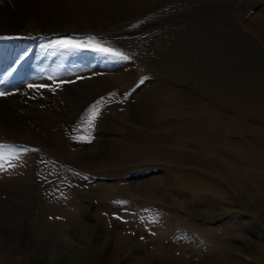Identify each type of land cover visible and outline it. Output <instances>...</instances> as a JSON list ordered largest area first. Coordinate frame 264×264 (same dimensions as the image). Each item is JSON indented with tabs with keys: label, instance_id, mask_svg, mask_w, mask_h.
<instances>
[{
	"label": "rangeland",
	"instance_id": "374dc122",
	"mask_svg": "<svg viewBox=\"0 0 264 264\" xmlns=\"http://www.w3.org/2000/svg\"><path fill=\"white\" fill-rule=\"evenodd\" d=\"M7 1L0 35L15 39L0 48L12 44L15 56L4 55L11 69L1 76L18 80L0 91L26 100L14 116L40 141H20L0 123V143L28 149L0 172V264H31L29 248L8 243L11 211L28 222L70 219V246L57 245L62 264H264V0L123 1L107 12L64 0L100 21L70 32L34 30ZM88 35L129 59L47 47ZM97 101L87 142L77 129ZM152 182L161 186L154 197L136 190ZM129 231L139 238L131 246L121 237Z\"/></svg>",
	"mask_w": 264,
	"mask_h": 264
},
{
	"label": "bare ground",
	"instance_id": "6f19581e",
	"mask_svg": "<svg viewBox=\"0 0 264 264\" xmlns=\"http://www.w3.org/2000/svg\"><path fill=\"white\" fill-rule=\"evenodd\" d=\"M3 1L5 3L8 2L7 0H3ZM61 1H64V0H13L14 7L12 9H16L19 15L21 16L23 22L28 23L30 27L34 30L40 31L43 29V27L50 28L52 30L53 27L57 28L61 26L63 27L62 30L72 31V30H78V28H85V29L91 28L90 26H93L94 24H97L100 22L98 21L95 23L92 16L89 15L90 14L89 12L93 10L91 9V11H89L90 10L89 8H94V5L96 4L98 5V7L99 5L100 6L104 5L103 9L107 12L121 5L123 1H128L132 5H135L137 7H142V8H144L149 3L147 2L149 0H83L87 4V10L89 11L88 12L84 8L78 9L71 5L69 6L70 1L60 3ZM62 4L66 6L63 5L64 7H62ZM60 6L62 7V9H64L63 11L60 8ZM96 13L98 14V12ZM8 23L9 22L5 18V13L0 8V31L5 29L8 26ZM94 26H98V25H94ZM5 45L4 44L2 45L3 46L2 50L0 48V81H2L4 84L7 85V84H13V79H14V82L18 79L17 77H13V79L10 80L9 76H6V77L1 76V75L8 74L9 69H11V65L7 63L10 60L14 59V56H15V54L13 55L12 53L13 52L12 51L13 47H11L12 44H7L6 46ZM5 54H8L10 56V60H8L7 63L4 60ZM109 81L112 83H118L119 80L112 78ZM98 85H101V83H99ZM98 85L93 88L91 87L88 91H86L84 95L79 96V98L77 99L84 100V96H89L90 95L89 93H91L92 95L94 91L98 88ZM23 95H26V94H23ZM29 95L30 94H28V97ZM65 95L66 96L63 97V99L69 101L70 103V94H68L67 92ZM176 95H178L177 101H180V102L183 101L185 103L189 102L188 99L185 98V96L181 95V92L176 93ZM33 97L34 96H30V98H33ZM21 99L22 101L20 100L18 102V97H14L12 100H8L5 98V96H0V123L2 124V127H5L4 128L5 130L7 129V127H12L10 130L8 128L9 132H7V135L15 136L17 138L19 137L21 138L20 141H25L28 143L30 142L39 143L40 137H38V134L35 132H31V129H28L25 126H23L22 123L20 122L21 117L18 116L19 118L16 119V117L14 116L20 112L19 108H21V105L26 103L25 102L26 100H24L23 98ZM146 100L147 98L142 100L141 103L148 102ZM77 102H72V103H77ZM76 108L77 107L73 105V107L71 108L70 114H74L75 110H77ZM5 114H8V115L11 114L10 118L5 116ZM7 121H10L11 123L7 125L6 124ZM4 132L5 131H3V133ZM66 150H67L66 147H64L63 152H66ZM160 187L161 186L158 185V183L157 184L153 183L150 185L140 184L138 185L136 190L141 196L149 195L148 197H154L159 192ZM11 212H10L11 214L10 217H12L14 220L11 222V225L6 226L9 233L11 234V236L8 237V240H9L8 243L10 244L11 248L19 250L20 252L24 254L29 253L27 252V249L29 248L30 255L27 257L29 259L28 262L31 264L32 263L37 264V263H42V262H44V264H62L60 256L57 255L59 252H61L58 249L57 245L59 242H64L65 244L70 246V239H71L70 233L74 231L72 228V225H71L72 222L70 221V219L63 220L62 218L58 219L56 217H48V216L43 215L42 218L39 217V221L37 222L35 221L28 222L27 220L28 218H24V221L20 220L21 215L23 216L21 211L12 212L15 215H13ZM262 215L263 214H261V216ZM109 217L110 215H105L104 219L107 220L108 222L110 220ZM211 217H214V216H211ZM69 225L71 228H69ZM85 229L87 231V234L90 235L89 237H91L90 227L87 226L85 227ZM122 232L125 233L124 230ZM212 232L213 234L211 236V239L213 240V238H215L216 240L214 239L213 242L215 243L217 242L218 244L219 236L215 234L214 231ZM165 234L162 233L163 237H165ZM121 237L124 239V241H127L126 244H128L129 246L133 245L134 242H136L134 239L136 240L139 239L137 235L133 234L130 231ZM123 249L124 248H120L118 251L116 250L117 253L115 252L116 253L115 255L120 254Z\"/></svg>",
	"mask_w": 264,
	"mask_h": 264
},
{
	"label": "snow or ice",
	"instance_id": "6c2138e0",
	"mask_svg": "<svg viewBox=\"0 0 264 264\" xmlns=\"http://www.w3.org/2000/svg\"><path fill=\"white\" fill-rule=\"evenodd\" d=\"M15 39V37L3 36L0 35V42L7 40ZM47 47L53 48L56 50H63L67 52H79L83 50H88L97 53L98 55L104 56L112 60H128L129 57L125 55L118 49L106 46L104 43L97 40L95 36H68L63 38H58L52 40ZM147 77H144L140 80V84H143ZM55 82V81H54ZM2 83V81H0ZM29 87H33L29 85ZM43 87V86H41ZM57 87H60V84H57ZM53 90L54 89H50ZM8 93L0 91V96H5ZM114 95V94H110ZM104 98L102 97L101 100ZM100 104V101H97L96 104L89 107L86 110V116L81 119V127L77 129L80 132L86 134L87 142H90L91 136L89 130L92 129L95 125V121L100 114V108L97 106ZM75 139L84 140L85 136H78ZM28 149L15 145H7L0 143V172H7L11 169H14L18 166V162L22 159L21 153L26 152Z\"/></svg>",
	"mask_w": 264,
	"mask_h": 264
}]
</instances>
